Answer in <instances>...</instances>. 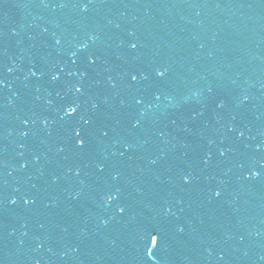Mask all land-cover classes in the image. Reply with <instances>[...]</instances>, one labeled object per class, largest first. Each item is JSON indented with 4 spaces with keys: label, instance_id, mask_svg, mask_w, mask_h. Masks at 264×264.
<instances>
[{
    "label": "water",
    "instance_id": "95a60500",
    "mask_svg": "<svg viewBox=\"0 0 264 264\" xmlns=\"http://www.w3.org/2000/svg\"><path fill=\"white\" fill-rule=\"evenodd\" d=\"M0 264H264V0H0Z\"/></svg>",
    "mask_w": 264,
    "mask_h": 264
},
{
    "label": "snow or ice",
    "instance_id": "6c2138e0",
    "mask_svg": "<svg viewBox=\"0 0 264 264\" xmlns=\"http://www.w3.org/2000/svg\"><path fill=\"white\" fill-rule=\"evenodd\" d=\"M134 47V45H133ZM157 74L160 76H163L164 73L161 71H157ZM137 77L136 76H132V79L135 80ZM80 89L78 88L77 91H79ZM77 111V107L76 106H68L66 114H74ZM83 119V118H82ZM85 123H90V120H85ZM79 131H77V136H79ZM80 145L84 144V140L80 139L78 140ZM185 179H187V177H185ZM217 195H219V193H217ZM112 197H109V199H111ZM150 243L152 245H156L158 243V239H157V235H151L150 237ZM149 252H151V248H149Z\"/></svg>",
    "mask_w": 264,
    "mask_h": 264
}]
</instances>
